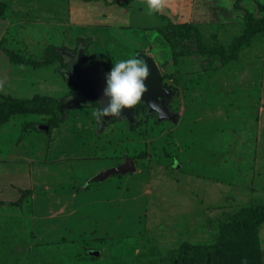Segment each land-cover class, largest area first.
Listing matches in <instances>:
<instances>
[{"label":"rangeland","instance_id":"1","mask_svg":"<svg viewBox=\"0 0 264 264\" xmlns=\"http://www.w3.org/2000/svg\"><path fill=\"white\" fill-rule=\"evenodd\" d=\"M130 1L139 6L130 24L116 17L101 24L106 17L84 12L98 23L91 25L73 21V0H0V101L48 95L55 85V95L68 96L57 79L69 80L67 72L78 68L71 47L82 35L89 38L85 54L102 72L138 51L155 58L175 90L167 106L177 113L160 118L146 106L133 121L122 114L100 125L92 116L100 102L73 80L65 101L0 110V264H174L183 241L214 243L221 225L264 204L256 152L264 116L234 103L238 86L224 104L203 97L206 86L193 89L226 60L264 59V27L246 22L247 11L264 15V0H224L230 20L200 23L192 19L197 7H186L191 0H165L159 12H149L146 0ZM105 8L86 10L95 16ZM238 11L245 21L235 18ZM54 50L63 56L40 72ZM217 152L224 155L216 159ZM127 157L135 170L98 176ZM263 255L264 221L244 241L186 264H263Z\"/></svg>","mask_w":264,"mask_h":264},{"label":"crops","instance_id":"2","mask_svg":"<svg viewBox=\"0 0 264 264\" xmlns=\"http://www.w3.org/2000/svg\"><path fill=\"white\" fill-rule=\"evenodd\" d=\"M74 4H76L73 8L75 10V18L73 21L74 22H82V21H86L88 23L85 24H91L89 23V19L87 17H83V13L84 12H89V15L91 16V19L94 20L96 18L101 17V15L103 17H106V22H104V20H100V23H106V25H109L108 23H110V20L114 19H119L122 18L124 25L126 24V22H128V24H130L131 22L127 21V18H130L131 16H133V12L131 11V9H137L139 8V6L134 5V7H130V0L129 3H127L128 0H125L122 4H109L111 1L114 0H98V1H93V0H73ZM139 1V0H138ZM193 2V3H192ZM222 2V5H221ZM127 3V4H126ZM143 3V2H142ZM101 6H100V5ZM105 4V6H104ZM188 4V3H187ZM190 4V5H189ZM188 6L186 5V7L191 8V6L193 7H197V11H196V17L192 18L193 20L195 19L196 22H217L219 20L222 19H227L230 20L227 17H230L229 14V9L226 11V13H223V9L227 8L226 5L224 4V0H191L189 2ZM91 5L94 6H99V7H106L104 11H101L100 13H95V16H92V14L90 13L89 10L86 9H90ZM122 5V6H120ZM118 9H116V7ZM124 8V10L122 9ZM223 8V9H222ZM210 11V12H208ZM241 11H238L235 13V18L238 15L239 17L237 18L238 20L245 21V15H242L240 13ZM256 15V14H255ZM186 17V16H185ZM232 17V16H231ZM111 18V19H109ZM189 19V18H188ZM184 20H187L186 18ZM241 21V22H242ZM168 22H170V20H167L165 24H167ZM98 23H92L91 25H95ZM74 45L71 47V49L75 52L76 50H78V52L74 53L75 55L81 52L80 50L83 49L82 47H85L88 44L89 38L86 36H82L79 35L74 39ZM83 40V41H82ZM63 47L66 46V44H62ZM67 46H69V44H67ZM84 52V49L83 51ZM85 53V52H84ZM139 53H143L142 51H138ZM87 55V54H86ZM87 61L89 64L90 63L89 59L90 56L87 55ZM77 60V61H76ZM75 60V62H79L78 60H80V64H81V58L77 57V59ZM248 61V62H247ZM245 60V59H236V60H231L229 62H227L226 64H224L221 69L217 72V74L213 75V76H209L207 79L202 78L197 85V87H193L194 90H201V88L203 87H207V91L203 92L204 96L203 97H209L210 98H217V100L221 101V103H223L225 101L224 98H226V96L228 97V93L227 90L231 89L233 87V85L238 86L239 87V92H235V90L230 93V96H232L233 101L235 103L236 98L238 99V101L235 104H246L248 105L247 108H250L249 110H257V112H260V118L264 116V59L263 58H256L254 60ZM53 64H50L49 66H52ZM101 65V64H98ZM55 66V65H53ZM102 66V65H101ZM256 69L257 73L259 74L257 76V78H254L251 76V69ZM45 67H42L40 69V72H44ZM243 73V78L244 80L241 81L239 80V76H241V74ZM41 79V78H40ZM45 80V79H44ZM58 83L60 84L62 81H64L63 86H65L64 92L62 95H65L69 92L70 89V84L68 83V81H66L65 79H61L60 78L57 79ZM234 81H238L240 84L235 83ZM46 84H50L53 85V83H49V80H45ZM44 82V83H45ZM233 82V83H232ZM232 83V84H231ZM56 87H58V85H55ZM55 86L53 87V89H48V95H55L56 90H54ZM45 87V86H43ZM68 90V91H67ZM57 96V95H55ZM241 97L244 99V102L241 100ZM202 100V99H201ZM228 103V102H226ZM224 104V103H223ZM177 118V116H176ZM175 118V119H176ZM231 119L234 120V116H231ZM174 120V119H172ZM264 122L261 123L260 125V137H259V142L258 143V147H257V154H258V166H259V170H262L264 167L262 166V164L260 163V159L263 157L264 158ZM195 143H191V146H194ZM217 158H220L221 156L224 155L223 152H217ZM262 158V159H263ZM135 162V161H134ZM123 163V162H122ZM20 164L17 165L15 164L16 168H20ZM135 169H136V163H135ZM134 169V170H135ZM23 170V172L21 174L26 173L25 169H21ZM263 172V171H262ZM234 173V170H233ZM204 176V175H203ZM195 176H191L189 178H193ZM194 179V178H193ZM218 232V231H217ZM263 261H264V255H263ZM264 264V262H263Z\"/></svg>","mask_w":264,"mask_h":264},{"label":"trees","instance_id":"3","mask_svg":"<svg viewBox=\"0 0 264 264\" xmlns=\"http://www.w3.org/2000/svg\"><path fill=\"white\" fill-rule=\"evenodd\" d=\"M264 15L257 16L251 11L246 12V22H254L259 23V27H264V22L260 20V17H263ZM170 22L174 25V23L170 20ZM169 22V23H170ZM250 24V23H249ZM204 51L209 50V47H203ZM213 50L212 48L210 49ZM55 51V50H54ZM63 56L62 51H55L52 58H49L46 60V62H40L42 64H38L42 67H48L50 64H53L55 61L60 60ZM22 59V58H17ZM76 60V59H74ZM231 60L236 59H229L226 60L224 64ZM77 61V60H76ZM221 66V67H222ZM217 71H214L215 74H217ZM64 73V74H63ZM61 74L66 76V72H63ZM65 76H63L65 78ZM49 77V76H48ZM165 78V75H163V80ZM46 80V78H45ZM66 81L70 84L72 81L65 78ZM75 83V82H73ZM72 83V84H73ZM71 85V84H70ZM71 91H69V95L64 97H58L53 95H41L40 93H37L34 97H18V96H12V95H6L3 101H0V110L2 111H10V108L15 106H24V105H40L44 104L45 102H61L65 101L66 99L70 98ZM75 92V91H74ZM72 92V93H74ZM45 96V97H43ZM73 97V96H72ZM146 103L141 101V103H138L134 106L135 112L138 111L141 107H146ZM264 221V204L263 203H252L251 210L249 213H247L245 216L241 217L239 220L235 221L232 224H223L220 226L217 238L214 243L211 244H197L193 243L191 241H183L178 247L174 249V264H186L188 259H196L200 255H216L217 252L223 251L226 247H228L231 244L244 241L247 233L253 228V226H256L257 224H260Z\"/></svg>","mask_w":264,"mask_h":264},{"label":"water","instance_id":"4","mask_svg":"<svg viewBox=\"0 0 264 264\" xmlns=\"http://www.w3.org/2000/svg\"><path fill=\"white\" fill-rule=\"evenodd\" d=\"M139 55L146 60L150 69L149 76L145 80L147 90L143 93L141 101L145 102L147 106L151 101H156L161 105L165 113L164 116H159L160 118L175 119L177 113L171 111L167 106V98L170 97L175 90L164 83L163 74L155 58L146 53H139ZM79 57L82 61L81 67L67 72L69 80L77 82L81 88H84V96L88 100L99 101L102 106L103 103L106 105L107 97L104 95V88L106 87L105 74L108 71L102 72L103 67L101 65L89 64L87 61L88 56L82 51L79 53ZM122 114L127 115V117L133 121L135 114L134 106H125V108L122 109ZM134 169V160L131 157H127L123 163L101 171L98 176L103 177L111 173H125Z\"/></svg>","mask_w":264,"mask_h":264},{"label":"clouds","instance_id":"5","mask_svg":"<svg viewBox=\"0 0 264 264\" xmlns=\"http://www.w3.org/2000/svg\"><path fill=\"white\" fill-rule=\"evenodd\" d=\"M149 12H159L165 5V0H146ZM149 64L138 52L132 56L114 61L110 71L106 72V87L104 95L107 97L106 105L97 108L92 116L103 124L107 116L118 118L122 116L125 106H135L141 103V97L147 90L145 83L149 76ZM157 116H164L161 105L156 101L148 104Z\"/></svg>","mask_w":264,"mask_h":264},{"label":"flooded vegetation","instance_id":"6","mask_svg":"<svg viewBox=\"0 0 264 264\" xmlns=\"http://www.w3.org/2000/svg\"><path fill=\"white\" fill-rule=\"evenodd\" d=\"M72 66H73V65H72ZM75 66H76V67H79V65H78V63H77V62H75ZM76 67H75V68H76Z\"/></svg>","mask_w":264,"mask_h":264}]
</instances>
